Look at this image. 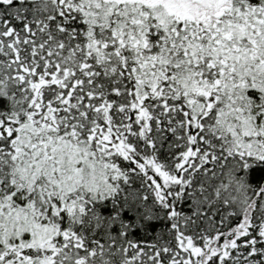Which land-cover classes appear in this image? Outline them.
<instances>
[{
	"label": "snow or ice",
	"instance_id": "1",
	"mask_svg": "<svg viewBox=\"0 0 264 264\" xmlns=\"http://www.w3.org/2000/svg\"><path fill=\"white\" fill-rule=\"evenodd\" d=\"M0 264H264V0H0Z\"/></svg>",
	"mask_w": 264,
	"mask_h": 264
}]
</instances>
